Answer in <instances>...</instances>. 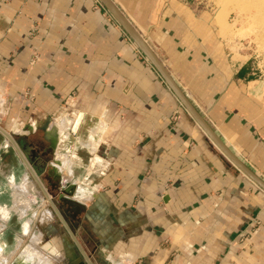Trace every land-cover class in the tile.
<instances>
[{
    "label": "crops",
    "instance_id": "obj_1",
    "mask_svg": "<svg viewBox=\"0 0 264 264\" xmlns=\"http://www.w3.org/2000/svg\"><path fill=\"white\" fill-rule=\"evenodd\" d=\"M110 1L264 181V79L192 0ZM138 51L98 0H0V264H264V192ZM46 188L81 206L67 231Z\"/></svg>",
    "mask_w": 264,
    "mask_h": 264
},
{
    "label": "rangeland",
    "instance_id": "obj_2",
    "mask_svg": "<svg viewBox=\"0 0 264 264\" xmlns=\"http://www.w3.org/2000/svg\"><path fill=\"white\" fill-rule=\"evenodd\" d=\"M191 4L203 11L202 14L212 22L228 52L237 60H247L248 66L254 70L256 76L264 79V0H192ZM142 55L140 52L139 56ZM143 60L148 63L144 57ZM46 190L64 219L71 224V218H75L60 209L58 191L50 188ZM19 223V220L11 219L7 231L0 234V243H4L5 255H9L17 245ZM20 240L22 244L26 243L24 238ZM89 261L91 264H97L94 258Z\"/></svg>",
    "mask_w": 264,
    "mask_h": 264
},
{
    "label": "water",
    "instance_id": "obj_3",
    "mask_svg": "<svg viewBox=\"0 0 264 264\" xmlns=\"http://www.w3.org/2000/svg\"><path fill=\"white\" fill-rule=\"evenodd\" d=\"M102 6L109 12V14L116 20V22L120 25L126 35L130 38V40L136 45L138 50L143 54V56L147 59V61L152 65V67L156 70V72L160 75L166 85L169 87L171 92L180 102L181 106L185 109L188 115L194 120V122L198 125V127L203 131L209 141L225 156V158L236 168L238 169L244 176H246L250 181H252L260 190L264 192V181L261 180L258 176H256L249 168H247L219 139V137L215 134V132L209 127V125L205 122L202 116L197 112V110L192 106L190 101L186 98L180 88L176 85V83L172 80L170 75L167 73L166 69L163 67L162 63L152 50V48L148 45L149 38L148 33L141 29L133 20L127 19L110 0H98ZM139 33H137L136 29ZM12 143L13 147L17 151L19 157L26 163V160L21 154V151L16 146L15 142L11 137L7 136ZM27 164V163H26ZM59 196V202L61 203L60 209L62 211L67 212L69 215L71 214L73 218H76L77 212L81 209L80 204L74 202V200H69L68 198H64L66 192L63 190L57 189ZM79 198H81V194L77 193ZM76 198V197H74ZM50 206L54 209V212L58 216L62 225L68 230L65 222L62 219L60 214V210L55 206V204L50 201ZM69 232V231H68ZM81 257L85 259L86 264H91V262L87 259V257L82 253ZM14 264H17V260L14 261Z\"/></svg>",
    "mask_w": 264,
    "mask_h": 264
},
{
    "label": "bare ground",
    "instance_id": "obj_4",
    "mask_svg": "<svg viewBox=\"0 0 264 264\" xmlns=\"http://www.w3.org/2000/svg\"><path fill=\"white\" fill-rule=\"evenodd\" d=\"M21 190H22V188H21ZM24 190H26V188ZM48 213H50V212H48ZM0 215L1 216H4L5 215V213H4L3 210H0ZM43 249H46V247L44 246ZM0 253H1V250H0ZM33 254L32 253L31 254L30 253L29 254L28 253L27 254L25 253L24 256L21 254L22 256H20L17 259V264H33V261H32L33 260ZM37 256H38V264H51V262L45 256H43L42 254L36 255V257ZM0 260H1V258H0ZM4 261H5V259L3 260V262Z\"/></svg>",
    "mask_w": 264,
    "mask_h": 264
},
{
    "label": "flooded vegetation",
    "instance_id": "obj_5",
    "mask_svg": "<svg viewBox=\"0 0 264 264\" xmlns=\"http://www.w3.org/2000/svg\"><path fill=\"white\" fill-rule=\"evenodd\" d=\"M31 154H32V153H31ZM60 214H61V212H60ZM61 216H62V218H64L62 214H61ZM64 220H65V219H64ZM64 222L68 223L67 221H64ZM66 223H65V224H66ZM66 225H67V224H66ZM7 237H8V236H7ZM7 237H6V239H7ZM1 246H2V248H3V251H4V243H2V245H1Z\"/></svg>",
    "mask_w": 264,
    "mask_h": 264
},
{
    "label": "built area",
    "instance_id": "obj_6",
    "mask_svg": "<svg viewBox=\"0 0 264 264\" xmlns=\"http://www.w3.org/2000/svg\"><path fill=\"white\" fill-rule=\"evenodd\" d=\"M139 52V51H138ZM146 61V60H145Z\"/></svg>",
    "mask_w": 264,
    "mask_h": 264
}]
</instances>
